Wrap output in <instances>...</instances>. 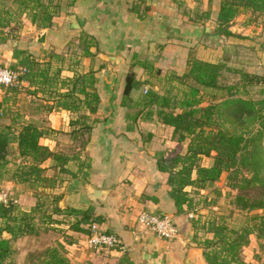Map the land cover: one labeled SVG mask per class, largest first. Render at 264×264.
<instances>
[{
    "label": "crops",
    "instance_id": "crops-1",
    "mask_svg": "<svg viewBox=\"0 0 264 264\" xmlns=\"http://www.w3.org/2000/svg\"><path fill=\"white\" fill-rule=\"evenodd\" d=\"M48 3L53 11L50 24L39 25L37 14L32 20L31 13L23 11L10 21L15 26L12 35L0 42V65L12 67L16 73L12 84L0 87V120L15 127L32 121L45 130L39 142L52 150L78 151V158L66 164L70 172L55 171L49 166L50 159H45L41 164L44 173L56 174L57 179L52 187L38 189L59 194L60 207H88L98 217L93 222L96 229L113 233L117 241L101 247L87 245L85 233L68 228V216L47 223L52 229L39 228L35 234L11 239L9 264H31L37 251L56 240L64 243L71 264H208L197 241L212 236L200 223L216 201L201 206L197 201L209 196L210 188L195 193L187 185L184 189L193 203L173 211L166 172L158 168L157 158L183 153L187 138L176 141L171 137L170 127L157 118L156 103L146 111L147 105L137 102L145 89L162 94L169 87H178L175 75L190 57L264 75V29L259 31L260 27L239 12L228 24L230 34L215 33L219 0ZM257 18L264 19V14ZM249 38L259 41L252 45ZM28 52L35 60L32 70L20 62ZM128 71L136 83L122 101ZM23 73L26 77H18ZM230 75L228 81L235 78ZM256 88L252 86L253 97L258 95ZM88 104H96L95 110H89ZM81 115L89 128L84 131L86 142L79 148L70 129L80 124L70 121ZM203 159V164L211 161L208 156L207 161ZM0 189L14 196L22 210L28 211L36 199L26 183L7 177L0 178ZM142 209L168 214L177 226V235L170 240L157 237L137 220ZM190 212H198L200 220L192 223ZM2 235L9 233L3 231ZM65 235L70 238L67 242L63 241ZM252 251L263 253L250 240L242 247L245 261L258 260L253 259Z\"/></svg>",
    "mask_w": 264,
    "mask_h": 264
},
{
    "label": "trees",
    "instance_id": "trees-1",
    "mask_svg": "<svg viewBox=\"0 0 264 264\" xmlns=\"http://www.w3.org/2000/svg\"><path fill=\"white\" fill-rule=\"evenodd\" d=\"M10 1V7L0 6V42L12 35L10 21L23 11L30 12L32 20L37 14L39 25L51 23L53 11L49 8V0ZM248 9L264 14V0H219L214 32L230 34L228 24L231 19ZM9 14L12 18H8ZM20 62L28 70L35 67L34 57L29 52L20 58ZM230 73L235 78L228 81ZM20 76L26 77L24 73ZM133 76L131 71L124 75L122 101L128 96L130 86L136 83ZM175 78L178 87H169L162 94L145 89L137 102L147 105L146 111H150L149 105L156 103L157 118L170 127L171 137L176 141L187 138L183 153L176 151L168 157L157 158L158 168L166 172L173 211L178 212L193 203L184 189L187 185L193 189L211 188L214 195L207 199V203L213 204L220 195L214 182L223 174L225 184L230 188L262 187L259 195L249 196L240 191L232 195L233 207L245 214L242 222L230 223L222 213L202 218L200 226L211 231L212 236L197 241L208 264H262L264 261L261 260L245 261L242 247L248 244L250 234H253L264 255V87L261 86L264 75L222 62L190 57ZM254 85L257 86L256 97L251 96ZM212 88L223 90L224 94L217 99L210 95V100L204 101V94L209 93L204 90ZM1 103L0 100V113L3 111ZM88 108L95 110L96 104H88ZM70 122L80 124L77 129H70V137L82 148L86 142L84 131L89 128L85 115ZM43 133L45 130L32 121L15 127L10 121L0 120V178L26 183L36 197L28 211L20 209L15 202L0 201V264L10 263V240L17 236L35 234L39 228L52 229V225L46 224L63 221L68 216H71L69 229L88 235L90 225L98 221L88 207H60L57 204L59 194L38 189L52 187L57 179L56 174L44 173L45 167L41 164L45 159H50L49 166L55 171L70 172L67 162L78 158V151L52 150L39 142ZM203 156L211 158L209 164L201 162ZM190 219L192 223L199 221V213ZM3 231L9 236H3ZM69 240L65 235L63 241ZM33 259L31 264H71L65 255L64 243L59 240L37 251Z\"/></svg>",
    "mask_w": 264,
    "mask_h": 264
},
{
    "label": "rangeland",
    "instance_id": "rangeland-1",
    "mask_svg": "<svg viewBox=\"0 0 264 264\" xmlns=\"http://www.w3.org/2000/svg\"><path fill=\"white\" fill-rule=\"evenodd\" d=\"M1 5L3 7L4 6L10 7L12 4H11L10 0H0V6ZM11 10H12V8H11ZM241 12H243V14L245 15L244 17H247V19L251 20L254 23V26H257L258 28L260 27L259 31H262L264 29V19L263 18H257L258 13L256 11H251L248 9V10H244ZM13 17L14 18L12 20L16 19V17H19V15H16V16L14 15ZM8 18H12V14H9ZM13 27H15V26H13ZM254 28H256V27H254ZM241 41H243V40H241ZM257 41H259V40H253L252 38L250 39V42L252 43V45H254ZM11 69H12V67H11ZM204 91L209 92V93L204 94V97H205L204 101L210 100V97H211L210 95H214L216 97L215 99H217L218 98L217 96H222L224 94L223 90H218V89H213V88L207 89ZM205 161H207V156H204L203 162H205ZM223 175L219 179H217V181L219 183L214 184V186L218 187L220 190V196L216 199L217 205L215 206V208H208L209 211H207L204 214V217L206 218V217L211 216L212 214H215V213H222V214H225L227 216L228 221L230 223H237V221L242 222L243 219L245 218V214H244L243 210L239 211L238 209L233 207V204L231 203V200H230L232 195H234L238 191L244 193L245 195H249V196L259 195L262 187L255 186V187L248 188V189L236 190L234 188H230L229 186H227L225 184V180H224ZM209 191H211V188ZM194 192L199 193V190L194 189ZM209 193H210L209 196H206V194H205V196L199 197V201H197V203H199L201 206H208L209 207V205H211V204L207 203V201H208L207 199H209V197L211 195H214L213 191L209 192ZM52 240H54V238H52L51 241ZM250 240L253 243V248H254L255 243L257 245V242H256V239H255L253 234H250ZM246 251L247 250H245V252ZM252 257H253V259H256V260L258 259V260L264 261V255L259 254V252L252 251ZM262 264H264V262H262Z\"/></svg>",
    "mask_w": 264,
    "mask_h": 264
},
{
    "label": "built area",
    "instance_id": "built-area-1",
    "mask_svg": "<svg viewBox=\"0 0 264 264\" xmlns=\"http://www.w3.org/2000/svg\"><path fill=\"white\" fill-rule=\"evenodd\" d=\"M16 73L8 66L0 65V86L11 84L15 80ZM0 201L5 203L7 201L16 202L14 196L8 192L0 189ZM196 207L193 208L195 210ZM190 216L194 213L190 212ZM137 220L142 223L148 230H150L157 237L170 240L174 238L177 233V226L168 214L157 213L151 210L142 209L137 214ZM117 241L115 235L111 232L96 229L92 223L90 225V232L87 235V245L92 247H101L104 245H112Z\"/></svg>",
    "mask_w": 264,
    "mask_h": 264
},
{
    "label": "water",
    "instance_id": "water-1",
    "mask_svg": "<svg viewBox=\"0 0 264 264\" xmlns=\"http://www.w3.org/2000/svg\"><path fill=\"white\" fill-rule=\"evenodd\" d=\"M114 57H107V59H109L110 61H113L114 59H113Z\"/></svg>",
    "mask_w": 264,
    "mask_h": 264
}]
</instances>
